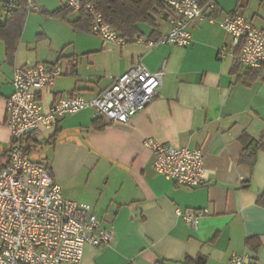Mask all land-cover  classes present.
I'll list each match as a JSON object with an SVG mask.
<instances>
[{"label": "crops", "instance_id": "crops-1", "mask_svg": "<svg viewBox=\"0 0 264 264\" xmlns=\"http://www.w3.org/2000/svg\"><path fill=\"white\" fill-rule=\"evenodd\" d=\"M253 1L215 0V21H196L187 47H119L74 28L87 35L82 58L71 54L63 64V48L53 47L49 34L41 32V47L51 44L52 52L41 53L39 45L25 49L22 34L11 63L0 39V170L8 164L12 141L6 99L16 66H63V74L40 94L46 110L61 95L95 97L140 57L151 71L165 66L159 93L128 124L109 123L85 109L61 116L52 128L25 141L30 157L39 151V158L31 159L49 166L66 198L89 207L102 227H115L110 244L85 246L82 264H191L188 259L199 257L205 264H225L245 252L255 264H264V67L250 68L230 53L218 54L232 42L219 24L226 14L237 9L264 27V0ZM62 4L42 7L52 11ZM79 17L78 12L68 20ZM157 24V35L169 30L162 15ZM140 28L145 36L157 37L151 36L152 26L141 23ZM148 137L201 149L206 182L190 188L160 175L145 144ZM178 207L202 215L188 224L177 216Z\"/></svg>", "mask_w": 264, "mask_h": 264}, {"label": "built area", "instance_id": "built-area-1", "mask_svg": "<svg viewBox=\"0 0 264 264\" xmlns=\"http://www.w3.org/2000/svg\"><path fill=\"white\" fill-rule=\"evenodd\" d=\"M13 9L19 0H2ZM169 30L158 38L135 34L124 36L111 27L94 0H62L72 10L91 20V32L104 42L124 47L136 43L152 50L161 44L187 47L192 44V25L216 10L215 0H160ZM29 11H41L36 0H27ZM220 26L232 37L219 48V56L232 54L250 68L264 67V27L256 26L241 13L226 14ZM64 68L56 62L16 66L13 91L6 99V125L12 136L7 166L0 170V264H82L87 244L106 246L114 239L115 227L101 226L100 217L89 207L68 199L49 166L34 161L24 150L27 139H35L58 119L85 109L112 124H128L159 93L165 74L163 65L149 70L138 58L98 95L80 92L59 96L49 109L40 101ZM145 144L155 154V169L177 184L196 188L207 180L205 155L201 149L163 143L153 137ZM177 216L196 224L202 211L178 207ZM225 264H255L248 252L233 254Z\"/></svg>", "mask_w": 264, "mask_h": 264}, {"label": "trees", "instance_id": "trees-1", "mask_svg": "<svg viewBox=\"0 0 264 264\" xmlns=\"http://www.w3.org/2000/svg\"><path fill=\"white\" fill-rule=\"evenodd\" d=\"M94 1L97 5V9L103 14L105 20L111 25V27L120 31L124 36L133 37L135 34H142L143 32L140 28L141 23H145L153 27L151 36L157 35V18H159L164 11V6L160 0ZM200 1L203 4L207 0ZM27 4V0H19L15 7L13 9H10L3 2V5L0 8V39L5 43L7 60L11 63H13L14 61L18 44L24 31L25 22L30 12L28 10ZM215 11L217 13V7ZM40 12H43L50 17L69 21L68 15L73 12V10L69 6L62 4L55 10L49 11L42 8ZM79 13L80 17L75 20L69 21V23L77 30L90 32V18L85 16L82 12ZM236 13H238L237 9L230 12V14ZM160 36L161 35H157V37L153 38L156 39ZM97 118L100 119L102 117ZM104 126L105 124H102L100 127ZM26 141H31V139H27ZM23 147L27 152L25 143ZM187 262L191 264L206 263L205 259L201 257L197 258L196 260L188 259Z\"/></svg>", "mask_w": 264, "mask_h": 264}, {"label": "rangeland", "instance_id": "rangeland-1", "mask_svg": "<svg viewBox=\"0 0 264 264\" xmlns=\"http://www.w3.org/2000/svg\"><path fill=\"white\" fill-rule=\"evenodd\" d=\"M37 4L42 6L45 3L47 7H56L63 3L62 0H36ZM256 0L252 3L255 4ZM64 4V3H63ZM1 6V0H0ZM78 16V11L71 12L69 14L70 19H74ZM149 26L143 27L144 30H148ZM41 32H47L49 34L50 39L53 40V47L63 48L64 58H62V63L66 64L69 60L67 56L74 54L79 58H82V51L84 48V43L86 42L85 34L76 31L73 26L68 21H64L61 19L51 18L45 16L40 11H31L28 17V24L26 22L24 28V43L23 46L25 49L27 47L31 49H35V46H38L36 50L41 53L52 52L51 44L41 47L40 44L42 39L39 37ZM92 34V33H91ZM96 36V35H95ZM97 37V36H96ZM95 38V37H94ZM101 41V40H100ZM102 42V41H101ZM59 52V50H58ZM58 56V55H57ZM80 60V59H79ZM39 151H32L31 157L33 159L39 158Z\"/></svg>", "mask_w": 264, "mask_h": 264}]
</instances>
